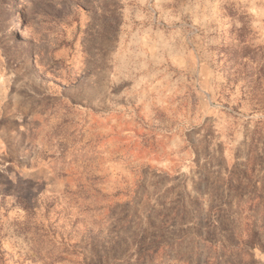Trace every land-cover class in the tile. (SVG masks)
<instances>
[{"label": "rangeland", "instance_id": "rangeland-1", "mask_svg": "<svg viewBox=\"0 0 264 264\" xmlns=\"http://www.w3.org/2000/svg\"><path fill=\"white\" fill-rule=\"evenodd\" d=\"M0 264H264V0H0Z\"/></svg>", "mask_w": 264, "mask_h": 264}]
</instances>
